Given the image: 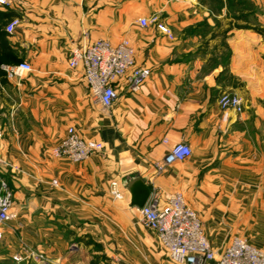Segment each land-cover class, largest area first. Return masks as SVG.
Returning a JSON list of instances; mask_svg holds the SVG:
<instances>
[{"label":"crops","instance_id":"1","mask_svg":"<svg viewBox=\"0 0 264 264\" xmlns=\"http://www.w3.org/2000/svg\"><path fill=\"white\" fill-rule=\"evenodd\" d=\"M13 18L0 49L31 70L0 75V176L14 194L2 258L15 264L29 250L38 257L24 264H179L131 206L122 182L133 176L163 204L182 192L215 248L241 236L264 250V0H12L1 28ZM100 38L128 39L151 71L136 93L121 78L111 108L91 96L84 65H70ZM226 92L242 98V113L220 107ZM70 126L102 152L54 157ZM179 142L192 156L166 167Z\"/></svg>","mask_w":264,"mask_h":264},{"label":"built area","instance_id":"2","mask_svg":"<svg viewBox=\"0 0 264 264\" xmlns=\"http://www.w3.org/2000/svg\"><path fill=\"white\" fill-rule=\"evenodd\" d=\"M12 0H0V7L11 5ZM19 18L11 19L5 27L8 34H13L19 24ZM142 26L148 25L146 18H140ZM84 65V77L95 101L105 108H111L119 96L116 84L126 77L127 89L131 93L139 92L150 77L151 71L145 66H137L135 50L128 39L114 44L107 39H97L75 49L70 60L72 67ZM6 78L19 80L31 70L27 62L2 64ZM222 108H232L242 113V98L231 92L219 98ZM167 142L168 140L165 139ZM2 132L0 129V144ZM104 143L83 137L74 126H70L60 143L51 149L56 158L70 162H81L97 152H102ZM192 156L191 147L185 142L172 145L165 158L166 167L182 162ZM57 184V180L53 181ZM13 191L8 181L0 176V241L4 228L12 219ZM116 197H121L116 192ZM144 224L154 231L170 259L179 264H264V250L252 244L249 239L234 236L229 243L215 248L207 237L198 212L192 208L182 192L173 193L165 204L158 196L152 195L147 204L140 209ZM31 257H38L26 250L13 256L15 264H24Z\"/></svg>","mask_w":264,"mask_h":264},{"label":"water","instance_id":"3","mask_svg":"<svg viewBox=\"0 0 264 264\" xmlns=\"http://www.w3.org/2000/svg\"><path fill=\"white\" fill-rule=\"evenodd\" d=\"M123 186L131 194V206L143 208L151 198V190L144 180L139 176L123 179Z\"/></svg>","mask_w":264,"mask_h":264},{"label":"trees","instance_id":"4","mask_svg":"<svg viewBox=\"0 0 264 264\" xmlns=\"http://www.w3.org/2000/svg\"><path fill=\"white\" fill-rule=\"evenodd\" d=\"M7 32L3 30L0 26V40H3V38L7 35ZM8 54L5 50L0 49V75L5 77L4 71L1 69L2 64H8ZM4 81V79H2Z\"/></svg>","mask_w":264,"mask_h":264},{"label":"rangeland","instance_id":"5","mask_svg":"<svg viewBox=\"0 0 264 264\" xmlns=\"http://www.w3.org/2000/svg\"><path fill=\"white\" fill-rule=\"evenodd\" d=\"M0 253H1V249H0ZM0 264H11V263L9 262V259H5L0 256Z\"/></svg>","mask_w":264,"mask_h":264}]
</instances>
